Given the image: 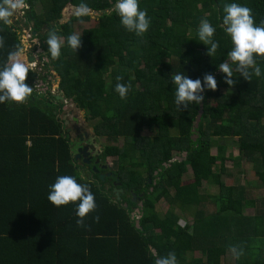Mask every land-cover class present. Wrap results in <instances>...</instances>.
Segmentation results:
<instances>
[{
  "label": "trees",
  "instance_id": "obj_1",
  "mask_svg": "<svg viewBox=\"0 0 264 264\" xmlns=\"http://www.w3.org/2000/svg\"><path fill=\"white\" fill-rule=\"evenodd\" d=\"M81 2L98 14L97 21L82 30L81 47L74 53L66 41L81 22L71 16L63 24L72 28L61 35V56L53 60L47 50L48 33L59 28L66 5L76 9ZM116 2L26 0L19 21L40 39L45 66L60 79L63 102L47 91L33 92L23 105L0 103V264H155L169 253H175L178 264H223L221 258L231 246L243 251L239 259L232 254V264H264V198L248 217L242 212L254 208L255 202H246L242 191L221 183L215 197L199 190L215 169L225 174L224 163L232 159L226 155L227 140L233 139L264 191V60H257L260 77L245 81L234 73L231 88L218 70L232 48L222 23L224 5L251 8L259 25L264 0H139L150 19L143 37L121 25ZM82 19L87 22L89 15ZM202 19L216 29L219 43L210 58L197 35ZM0 39L2 70L9 53L21 49L17 26L0 23ZM183 72L201 80L205 74L214 75L217 90H206L200 105L180 108L172 77ZM32 76L29 70V86ZM117 76L123 79L117 81ZM117 83L130 86L126 99L115 91ZM64 100L95 121L94 137L109 143L100 155L113 158L112 173L123 191L118 201L82 179L65 128L67 119L59 116ZM199 106L202 112L193 130ZM144 127L153 134L141 136ZM117 139L122 140L121 148L112 145ZM183 154L184 161H173ZM187 170L192 180L184 184ZM62 175L74 176L95 197L96 209L82 227L77 226L78 202L57 208L47 199ZM161 200L189 215L191 223L181 226L171 214L158 218L154 209ZM208 205L214 212L204 211ZM196 251L201 258H186Z\"/></svg>",
  "mask_w": 264,
  "mask_h": 264
},
{
  "label": "clouds",
  "instance_id": "obj_2",
  "mask_svg": "<svg viewBox=\"0 0 264 264\" xmlns=\"http://www.w3.org/2000/svg\"><path fill=\"white\" fill-rule=\"evenodd\" d=\"M26 7V0H0V23L5 26L11 25L12 18L16 13ZM115 10L120 18L121 25L128 32L143 37L149 30L150 19L146 10H141L139 0H117ZM90 13L91 9L83 2L75 9V15L80 22H83L82 18ZM223 13L222 23L226 34L231 39L232 48L228 52V60L221 62L218 70L224 76V83L231 88L236 83L234 73L239 74V77H242L245 81L250 80L253 75L256 77L262 75V69L257 64V60H264V20L257 25L251 8L238 3L225 4ZM19 32L18 29V34ZM215 32L216 29L211 23L207 20H201L197 35L201 44L206 46L205 55L209 58L214 56L219 48V43L215 39ZM23 35H26L31 43L37 45L33 47L35 52L31 53L27 48L30 45L26 46L24 44L28 50L26 60H30L28 62L30 66L28 67L19 59L22 42L20 51L9 53V63L0 70V103L10 101L17 106L27 103L33 93V86L26 83L29 70L33 72V77L39 73L36 70L37 63L34 60L39 58L43 66L48 62L40 43L35 42L37 34L29 28H25L23 29ZM63 41L64 38L57 35L55 30L48 33L47 50L53 60L60 58ZM66 42L67 46L75 53L81 47V34L69 35ZM0 46H3L2 39H0ZM33 62L35 65L32 67L31 63ZM116 79L121 81L123 77L117 76ZM43 84L44 82L40 81L38 85L43 86ZM172 84L175 86V103L182 109H187L190 105L202 104L204 101L203 93L206 90L214 92L218 87L215 76L212 74H205L203 80H201L191 79L184 72L173 76ZM129 87L123 83H117L115 91L121 99H126ZM43 91L47 92L49 90ZM47 199L57 208L67 206L70 203L77 204L78 202L76 207L78 227L84 226L85 218L96 209L95 197L89 187L78 183L76 178L71 175L58 176L55 183L50 187ZM95 219L98 221L99 217L97 216ZM230 252L235 259H239L243 255V251L237 246H231ZM155 264H178V261L175 253H169L167 256L157 258Z\"/></svg>",
  "mask_w": 264,
  "mask_h": 264
},
{
  "label": "rangeland",
  "instance_id": "obj_3",
  "mask_svg": "<svg viewBox=\"0 0 264 264\" xmlns=\"http://www.w3.org/2000/svg\"><path fill=\"white\" fill-rule=\"evenodd\" d=\"M38 10H41L40 8ZM25 10L23 9L20 12H17L16 15L12 18V24L14 26H17V28L19 29V34H20V39L22 42V49L20 51L21 55L19 56V59L21 62H23L27 67L30 66V64L28 62H30V60H26L28 56H26V53L28 52L27 48L29 49V51L31 53L35 52L33 50L34 43H31L26 35H23V29H25V27H23L22 22H20L19 20L22 19L23 20V12ZM39 12V11H38ZM75 15V8L66 5L64 7V9L62 10V17L63 20L59 21V28L56 29V33L57 35L61 36L65 31H67L70 27L72 28V25L68 26V27H64L63 24L66 23V21L71 17ZM97 13H90L89 14V20L87 22H81V23H76L73 28L75 31V34H81L83 29H87V28H92L96 21H97ZM62 37V36H61ZM29 42V43H28ZM37 43H40V39L36 36V41ZM24 44H26V46H28V44L31 46L29 47H25ZM64 44V41H63ZM24 47V48H23ZM39 52V51H38ZM37 65H36V70L39 71L38 75L35 74V76L33 77L30 86H33V92H38V93H42V92H46L43 90H49L50 93L52 95L55 96H61L60 92L58 91V83H59V77L52 72L51 67L50 66H43L41 64V61L39 58L34 60ZM34 63V62H33ZM33 66V65H31ZM41 69V70H40ZM106 75V73H104ZM105 77V76H104ZM107 78H105L106 80ZM43 81L44 84L43 86H39V82ZM223 91V90H221ZM63 102V101H61ZM67 103L66 109L65 111H62L60 113L59 116L63 117L67 116V120L69 121L68 124L65 126V128L68 131V137L70 139H73V143H71V151L73 155L77 154V149L81 148L82 146H92L94 148V152L91 153L89 152V155L91 157V161L89 163V165L87 166H83L81 164V160H78L80 162L77 163V168L80 171V175L82 177L83 180L88 181L90 183H92L93 185H95V187L97 188V190L99 191V193L105 194L106 196H108V198L111 200L112 196L110 194H113V197H115L114 195L116 194V190H114L115 188L113 187L112 184V180H102L101 182L98 180L97 177H95L94 175L90 174L89 169L92 167V161L93 158L92 156L97 155V161L98 164L100 166H107L110 167L111 163L113 161V158H104L102 157L99 153L101 152V149L106 146L109 145V143H107L105 140L103 139H99L97 141V145L96 144H91V142H93L96 138L94 137V135H92V131H91V127L93 126V124L95 123V121L93 120H89L86 116V114H84V111H81L79 109H77L75 107V105H73L71 100H64V103ZM72 103V104H71ZM64 109V108H63ZM74 118L76 119V121H74ZM193 125V124H192ZM77 134H87V138H84L83 142L81 143H77L78 139H76V135ZM153 133L147 131V129L144 127L142 128L140 135L141 136H151ZM235 140H227V150L226 152H230L233 156H236L238 153L236 150V147L234 146L233 142ZM222 142V141H221ZM112 145L116 146L117 148H121L122 146V140L121 139H117L116 142L112 143ZM211 154H214V150L211 151ZM239 161H234L233 163L235 165H232L231 162H225L224 163V169H225V174L219 175L217 174V170L215 169V173L213 174L212 178L209 180H204L201 183V187H200V192L202 193L203 196H209V197H215L217 195L218 192V184L221 183L227 187H231V188H235V190L242 191L243 193V199L246 202L249 201H253L255 202V206L253 207H249L243 210L242 214L243 216H248V217H252L254 215V210L256 207H258V203L264 198V191L261 189L259 182L257 180V178L254 176L253 173V169H251V163H249L246 158L243 156V154L239 153ZM178 159V158H177ZM255 163V162H254ZM258 165V164H256ZM88 167V170L86 169ZM96 170H98L97 168H95ZM101 172H99L100 174ZM192 180L191 174L189 172V170H187L186 174L183 176V183L184 184H188L190 183ZM119 196V195H118ZM116 198V197H115ZM206 213H212L214 212V207L213 205H208L205 207L204 210ZM135 212V211H134ZM154 212L156 214V216L160 219H162L165 215L167 214H171L172 216H174L176 219H178V224L179 225H184V224H190L191 223V218L189 215L187 214H183L181 215L176 208H172V207H168L166 205L165 202H163V200L159 201L158 204H156ZM201 254L199 252H193V253H188L186 254V258H201ZM233 260V256L232 253L230 251L226 252L225 255H223V257L221 258V262L223 264H232Z\"/></svg>",
  "mask_w": 264,
  "mask_h": 264
},
{
  "label": "flooded vegetation",
  "instance_id": "obj_4",
  "mask_svg": "<svg viewBox=\"0 0 264 264\" xmlns=\"http://www.w3.org/2000/svg\"><path fill=\"white\" fill-rule=\"evenodd\" d=\"M64 108V107H63ZM63 111H65V109H63ZM64 117V116H63ZM68 131H69V129L67 130V134H68ZM91 131H92V129H91ZM92 135H93V133H92ZM84 138H87V134H77L76 135V139H78V141H77V143H81V142H83V140H84ZM73 139H70V143H73ZM97 141H98V139L96 138L93 142H91V144L93 143V144H96L97 145ZM83 147H87V154H88V159H90V161H91V157H90V155H89V152H91L90 150H89V147L90 146H88V145H86V146H82L81 148H83ZM81 148H79V149H81ZM79 149H77V150H79ZM91 153H93V152H91ZM101 153V152H100ZM99 153V154H100ZM76 155H74V157H75ZM92 158H93V161H92V167L89 169V171H90V174H94V175H96V177L98 178V180L100 179V176H101V178H103V180L104 179H106V180H112V184H113V187L115 188L114 190H121L120 189V184L117 182V178L114 176V174L112 173V163H111V166L110 167H107V166H100L99 164H98V161H97V155H96V157L95 156H92ZM81 163H82V160H81ZM90 163V162H89ZM94 169L95 170V173H92L91 172V169ZM95 168H97L98 170H96ZM87 170H88V167L86 168ZM99 172H101L100 174H99ZM115 173V172H114ZM100 181V180H99ZM101 182V181H100ZM122 191V190H121ZM124 192H125V190H124ZM121 195H123V192H122V194ZM121 195H119V197L121 196ZM118 197V198H119Z\"/></svg>",
  "mask_w": 264,
  "mask_h": 264
},
{
  "label": "water",
  "instance_id": "obj_5",
  "mask_svg": "<svg viewBox=\"0 0 264 264\" xmlns=\"http://www.w3.org/2000/svg\"><path fill=\"white\" fill-rule=\"evenodd\" d=\"M60 20H63V17H62ZM56 98H57L58 100H60V101L63 100L62 96H57ZM64 109H66V106H64ZM201 112H202V110H201V106H199V110H198V112H197V114H196V117H195L194 122H193V125H192L193 130L197 128V125H198V122H199V119H200ZM63 120H66V116L63 117ZM74 121H76L75 118H74ZM67 124H68V120L65 121V125H67ZM195 138H196V135H193V136H192V139L195 140ZM89 150H90L91 152H94V148H93L92 146L89 147ZM185 156H186V155L183 154L182 157H181V159H177V158H176V159H174L173 161L182 162V161L185 160ZM87 157H88V154H87V147H83V148L77 150V154H76V156H75L74 159H75V161L82 160V163L85 164V165L87 166V165H89V162H90V159H88ZM91 172H92V173H95V170L92 168V169H91ZM99 180L102 181L103 178H101V176H100V179H99ZM122 192H123V191H121V190H119V189L116 190V194H117V195H115V197H116V200H117V201H118V197H119L118 195H121ZM134 201H135V198L132 197V202H134ZM140 206H141V205L138 204V207H140ZM123 207H125V205H123ZM134 213L137 214L138 212L135 211Z\"/></svg>",
  "mask_w": 264,
  "mask_h": 264
},
{
  "label": "crops",
  "instance_id": "obj_6",
  "mask_svg": "<svg viewBox=\"0 0 264 264\" xmlns=\"http://www.w3.org/2000/svg\"><path fill=\"white\" fill-rule=\"evenodd\" d=\"M85 114V113H84ZM228 147V146H227ZM226 150H227V148H226ZM238 152V151H237ZM228 154H230L231 156H232V159L231 160H227L226 162H231L232 163V165H235L233 162L236 160V157H238L239 156V152L238 153H236L237 155L236 156H233L230 152L228 153V152H226V155H228ZM239 161V160H238ZM251 169H252V165H251Z\"/></svg>",
  "mask_w": 264,
  "mask_h": 264
},
{
  "label": "built area",
  "instance_id": "obj_7",
  "mask_svg": "<svg viewBox=\"0 0 264 264\" xmlns=\"http://www.w3.org/2000/svg\"><path fill=\"white\" fill-rule=\"evenodd\" d=\"M31 65H33V66H34L35 64H34V63H31ZM33 66H32V67H33ZM40 70H41V69H40Z\"/></svg>",
  "mask_w": 264,
  "mask_h": 264
}]
</instances>
